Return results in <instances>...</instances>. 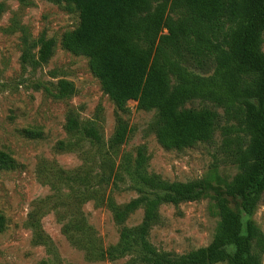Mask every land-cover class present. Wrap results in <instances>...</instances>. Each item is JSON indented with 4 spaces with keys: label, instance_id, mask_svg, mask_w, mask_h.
I'll return each instance as SVG.
<instances>
[{
    "label": "rangeland",
    "instance_id": "obj_1",
    "mask_svg": "<svg viewBox=\"0 0 264 264\" xmlns=\"http://www.w3.org/2000/svg\"><path fill=\"white\" fill-rule=\"evenodd\" d=\"M0 6V264H146L139 239L144 202L125 210L135 199L155 197L143 177L208 183L198 198L157 207L146 239L158 254L176 258L206 247L220 218V199L239 213L242 234L248 222L264 234V191L251 214L242 210L241 196L229 194L239 170L236 152L248 142L237 118L211 101L187 100L180 109L217 113L213 136L166 148L156 135L157 108H141L132 99L118 105L91 72L88 57L62 47L63 34L80 23L73 5L0 0ZM165 14L186 17L183 7ZM40 38L55 41L46 62L38 57ZM260 50L264 54V30ZM203 58L182 57L181 63L210 75L213 65ZM58 79L72 84L67 97L58 95ZM68 118L79 128L68 130ZM90 126L99 139L84 133ZM124 230L131 235L128 251L122 250ZM228 251L214 264H232L234 247Z\"/></svg>",
    "mask_w": 264,
    "mask_h": 264
},
{
    "label": "trees",
    "instance_id": "obj_2",
    "mask_svg": "<svg viewBox=\"0 0 264 264\" xmlns=\"http://www.w3.org/2000/svg\"><path fill=\"white\" fill-rule=\"evenodd\" d=\"M50 1L71 4L78 10L80 23L63 34L61 45L88 57L91 72L108 96L120 106L132 99L141 108L158 109L156 135L162 146L181 149L212 138L217 113L209 108L180 109L187 100L211 101L222 106L229 117L237 118L248 142L236 152L239 170L229 185V194L241 196L242 210L251 214L264 191V54L260 50L264 0ZM180 7L186 17L165 18L168 8ZM162 28L167 33H162ZM39 44V60L46 62L55 41L40 38ZM201 56L213 65L210 75L197 74L181 63L182 57L186 61ZM57 88L61 97L73 92L65 79L57 80ZM66 127L70 131L79 128L71 118ZM84 133L99 139L93 126ZM116 138L121 141L122 134ZM142 180L155 191V197L135 199L125 208L132 210L144 202V221L139 228L141 262L214 264L228 258V247L233 246L232 264H262L264 234L252 222L242 234L239 213L224 199L218 202L220 218L206 247L176 258L158 254L146 239L157 207L163 202L198 198L208 183L165 182L153 177ZM4 222L0 213V226ZM121 240L122 250H130V232L124 230Z\"/></svg>",
    "mask_w": 264,
    "mask_h": 264
}]
</instances>
